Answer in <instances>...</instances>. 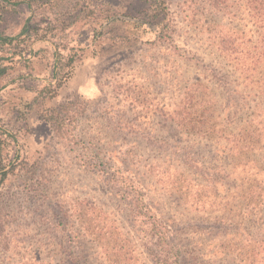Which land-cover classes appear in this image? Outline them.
<instances>
[{"label":"rangeland","instance_id":"1","mask_svg":"<svg viewBox=\"0 0 264 264\" xmlns=\"http://www.w3.org/2000/svg\"><path fill=\"white\" fill-rule=\"evenodd\" d=\"M79 2L74 12L89 16L26 47L3 83L0 114L22 167L0 189V264H69L72 251L79 264H104L86 229L125 264H156L114 186L121 175L141 184L145 210L168 226L185 264H264V21L225 18L235 43L222 60L207 27L189 24L173 1L164 40L140 19L146 0ZM42 11L35 28H48ZM29 15L25 4L0 9V28L14 35ZM118 33L133 42L108 37ZM54 50L70 75L45 105L75 101L72 135L54 133L36 107L26 114ZM28 72L39 80L14 78Z\"/></svg>","mask_w":264,"mask_h":264},{"label":"trees","instance_id":"2","mask_svg":"<svg viewBox=\"0 0 264 264\" xmlns=\"http://www.w3.org/2000/svg\"><path fill=\"white\" fill-rule=\"evenodd\" d=\"M172 1L177 4V12L180 16H185L189 24L196 27H207L202 32L205 31L208 47L214 48L215 50L211 52L221 57L222 60L226 58L229 60L228 46L235 43L234 40L226 38L229 37L228 34L222 32L226 28L222 24L225 18L228 16H242L246 13L247 16H255L259 21H264V0H146L147 7L142 10L140 19L156 26L154 30L155 40H164L170 37L169 35L173 31L172 16L174 11L172 10ZM79 3V0L72 3L67 0H0V9L25 4L30 12L16 34H6L0 28V95L5 87L3 83L9 78L7 76L13 68L11 63L16 60L17 62L22 60L25 62V51L29 54L32 53L33 50L31 48L26 49V47L31 46L34 42L56 37L68 27L89 16L88 14L82 15L85 7L74 12V7H79ZM40 9H43V18L46 17L49 20L47 22L48 28L33 27V18L37 16L36 13ZM51 13L54 14V19L49 16ZM102 21L104 20H100V24ZM116 22L117 20H114L107 26L108 31L114 27L113 25ZM132 23L145 26L140 22ZM53 29L56 30L53 31ZM107 33L101 32L100 35L103 36ZM115 35V38L112 35L108 36L115 43L119 41V43L127 44L130 40L133 42L130 35L122 33ZM52 57L50 77L40 79L41 87L36 90L32 100L26 104V114L36 107L39 118L45 121L54 133L72 135L73 128L71 124L75 116L71 106L74 105L75 101L67 100L58 106L45 105L46 100L54 98L59 93L70 75L69 72L64 71L66 64L62 63L64 58L58 50H54ZM70 58L69 62H73V57L70 56ZM31 73L14 74V78L19 77L17 78V81H19L23 79L24 75L25 77L29 75L28 77L38 81L39 77H35ZM11 75L13 76V74ZM22 119H26L25 114ZM18 143L16 134L11 131L10 127L6 126V122L0 114V189L8 176L14 174L17 168L22 167L18 150L11 154L10 146L16 148ZM114 181V186L118 188L129 206L132 219L137 223L135 226L138 232L143 234L146 245L150 244L154 249L153 257L156 264H185L182 248L171 240L168 226L156 217L151 218L154 214L145 210V198L137 190V187L141 184L135 180H128L125 175L117 176ZM68 217L69 214L65 216V219L68 220ZM85 235L96 242L99 249H102L101 256L103 255L105 258V260L103 258L104 264H125L124 261L114 258L112 248L107 243L102 242L100 234L93 232L91 229H86ZM117 247L116 251L126 250L123 244ZM121 255H124V253H121ZM69 259V264L80 263L78 256L74 255V251L70 253Z\"/></svg>","mask_w":264,"mask_h":264}]
</instances>
